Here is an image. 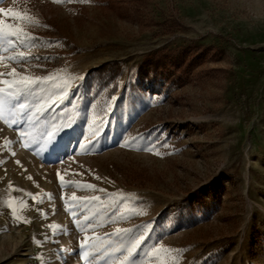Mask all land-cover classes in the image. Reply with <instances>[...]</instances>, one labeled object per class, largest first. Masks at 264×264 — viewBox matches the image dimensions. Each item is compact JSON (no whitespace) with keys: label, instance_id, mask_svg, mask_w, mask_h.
<instances>
[{"label":"rangeland","instance_id":"rangeland-1","mask_svg":"<svg viewBox=\"0 0 264 264\" xmlns=\"http://www.w3.org/2000/svg\"><path fill=\"white\" fill-rule=\"evenodd\" d=\"M97 1L0 0V264H264V0Z\"/></svg>","mask_w":264,"mask_h":264},{"label":"snow or ice","instance_id":"snow-or-ice-1","mask_svg":"<svg viewBox=\"0 0 264 264\" xmlns=\"http://www.w3.org/2000/svg\"><path fill=\"white\" fill-rule=\"evenodd\" d=\"M0 13L5 16H11L18 21L30 19V17H25L23 13L14 11L12 8L5 9L0 7ZM31 39H35V37L29 38L28 33L24 32L22 27H17L14 24H6L3 20H0V45L5 43L13 44L14 41H19L21 45H23L26 41L30 44ZM18 58L21 61L24 60L25 53L23 51L19 52ZM11 75L16 76L15 70L11 73ZM42 80V77H36L33 79L29 76H21L19 79L0 81V84L6 86L4 88H0V111H3L6 108L9 116L13 118L16 123L19 121H15V117L27 116L28 113L33 111V109H36V112L34 113L36 116H41L42 113L49 111L51 107L54 106L51 102L53 100V96L57 94L56 92L49 95L47 99L41 95L39 96V99L34 98L31 102H29V96L32 95L34 89L40 87V82ZM59 91L62 92L63 90ZM63 98L64 97L61 95L60 99ZM56 102L59 101L57 100ZM31 119L32 117L28 116V120L30 121ZM89 187H91V185H89ZM81 247H83V245H81Z\"/></svg>","mask_w":264,"mask_h":264},{"label":"trees","instance_id":"trees-1","mask_svg":"<svg viewBox=\"0 0 264 264\" xmlns=\"http://www.w3.org/2000/svg\"><path fill=\"white\" fill-rule=\"evenodd\" d=\"M101 1H97V2L100 3ZM155 58L156 56L149 55L147 56L145 61L140 65L138 73H139V78H140L141 83H144L146 78H148L149 80H152V78L156 76L155 73H157L160 67V64H159L160 62H162L163 64H166L164 61L165 59L164 57H161L158 60H156ZM176 63H179L178 58L176 60ZM120 69H121V65L118 61H109V62L102 64L99 68V71L103 75L109 74L108 78H111L115 74H117Z\"/></svg>","mask_w":264,"mask_h":264},{"label":"bare ground","instance_id":"bare-ground-1","mask_svg":"<svg viewBox=\"0 0 264 264\" xmlns=\"http://www.w3.org/2000/svg\"><path fill=\"white\" fill-rule=\"evenodd\" d=\"M20 153H18L17 155H19Z\"/></svg>","mask_w":264,"mask_h":264}]
</instances>
